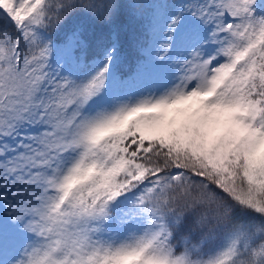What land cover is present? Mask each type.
Here are the masks:
<instances>
[{
	"label": "snow or ice",
	"instance_id": "1",
	"mask_svg": "<svg viewBox=\"0 0 264 264\" xmlns=\"http://www.w3.org/2000/svg\"><path fill=\"white\" fill-rule=\"evenodd\" d=\"M0 264H264V0H0Z\"/></svg>",
	"mask_w": 264,
	"mask_h": 264
},
{
	"label": "trees",
	"instance_id": "2",
	"mask_svg": "<svg viewBox=\"0 0 264 264\" xmlns=\"http://www.w3.org/2000/svg\"><path fill=\"white\" fill-rule=\"evenodd\" d=\"M123 70H127V66H125V68Z\"/></svg>",
	"mask_w": 264,
	"mask_h": 264
}]
</instances>
